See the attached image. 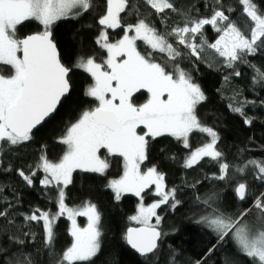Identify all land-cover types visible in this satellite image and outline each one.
I'll list each match as a JSON object with an SVG mask.
<instances>
[{
	"label": "snow or ice",
	"instance_id": "obj_1",
	"mask_svg": "<svg viewBox=\"0 0 264 264\" xmlns=\"http://www.w3.org/2000/svg\"><path fill=\"white\" fill-rule=\"evenodd\" d=\"M144 2L157 14L171 10L181 16L183 24H176L165 33L146 18L125 24L121 13L129 10L139 15L134 5L130 8L131 0H104L103 14L98 19L103 27L96 43L105 51V58L98 61L95 56L80 57L74 64L91 76L93 82L85 94L96 104L67 126L59 139L65 150L58 162L50 161L42 150L37 165V170L44 173L40 184L56 190L58 210L51 213L36 209L23 217L29 223L42 222L43 246L36 248L32 242L34 233L18 229L9 235L8 226L15 224L9 219L8 209L12 205L7 203L0 207V264H94V258L101 251V213L91 202L78 208L68 207L65 189L72 183V175L77 170L106 175L113 157L122 162L123 170L119 179H112L107 185L114 199L119 201L127 193L140 198L137 214L130 219L141 226L129 227L124 238L146 261L155 258L162 236L159 225L163 219L156 210L168 204L175 209L181 203L176 189L165 191L164 176L155 167L141 169L148 159L149 142L157 137H175L187 148L191 133H207L210 142L196 148L185 167H193L202 158L210 157L219 164V175L213 178H227L231 166L224 162L223 153L216 148L218 134L203 125L197 116V107L206 96L191 73L179 66L182 53L168 37H176V43L188 50V56L199 57L205 46L214 49L226 58L234 75L239 76L240 72L235 71L236 63L247 62L244 60L247 54H255L264 47V9H260L255 0H238L247 17L254 22L249 34H245L225 14L222 0H216L219 7L212 11L210 18H193L173 0ZM99 7L95 0H0V156L5 146L19 147L31 141L33 131L57 110L70 91L69 74L73 67L61 61L52 26L62 19H78ZM26 22H36L42 30L21 36L19 29ZM218 22L223 25L215 30L222 35L215 43L196 42L197 34L205 25L215 27ZM109 29H121L123 35L110 41ZM137 41L144 42L150 50L139 51ZM154 53H163L166 62H158ZM255 71L254 80L264 83V71ZM140 93L145 94L146 99L137 103L135 98ZM232 110L244 117L247 125L252 124V118L246 116L242 107ZM249 167L255 169L256 178L264 182V161L249 160L235 170L243 173ZM18 175L31 186L36 171L26 174L19 169ZM153 185L160 199L145 206L142 193ZM235 193L239 200H247V184L238 183ZM218 199L216 191L203 198L197 197V203L205 210L198 222L210 230L215 239L208 249L209 258L228 239L250 264H264V193L235 215L221 210ZM64 215L71 221L72 239L66 248L57 251L54 222ZM77 216L87 218L86 227L77 224ZM175 260L173 256L172 264ZM195 264H208V260H198ZM224 264H236V261L226 256Z\"/></svg>",
	"mask_w": 264,
	"mask_h": 264
},
{
	"label": "trees",
	"instance_id": "obj_2",
	"mask_svg": "<svg viewBox=\"0 0 264 264\" xmlns=\"http://www.w3.org/2000/svg\"><path fill=\"white\" fill-rule=\"evenodd\" d=\"M173 2L178 8L186 9L193 18H210L212 11L219 7L216 0ZM95 3L100 7L85 12L78 19H62L52 26L61 61L73 67L69 96L63 100L55 115L33 134L31 141L19 147L5 146L0 156V186H3V191H0V207L11 203L9 219L15 221L14 225L8 226L9 235L18 229L34 233L32 242L36 248L43 246L42 222L29 223L23 217L36 209L51 213L58 210L56 190L51 186L45 188L39 182L44 176L42 170H37L42 150L50 161L58 162L65 150L59 139L67 126L75 122L84 110L96 104L93 98L85 94L93 82L91 76L74 67L80 57L95 56L98 61L105 58V51L96 43L103 27L98 24V19L103 14L104 0H95ZM222 3L226 9L225 14L242 32L249 34L254 22L243 11V5L238 0H222ZM255 3L264 9V0H255ZM133 5L139 15L126 10L121 13L122 23H135L139 18H146L162 33L176 24H183L181 16L169 9L157 14L144 0H131L130 8ZM222 25L223 22H218L215 27L204 26L201 33L197 34L196 42L215 43L222 35V32L215 29ZM41 30L38 23L26 22L19 29V34L23 36ZM108 33L113 42L123 35L121 29H109ZM168 39L182 53L179 66L191 73L194 82L200 85L206 96V100L197 107V116L203 125L213 128L218 134L216 148L223 153L224 162L231 166L227 178H213L219 175V164L211 158H204L193 167H185L191 153L210 142L211 138L205 133H191L190 146L187 148L181 141L168 135L150 140L148 159L141 169L155 167L164 176L166 190L176 189L177 199L181 201L175 209L170 204L158 208L157 214L163 217L159 225L162 236L156 257L151 261L135 254L124 238L129 227H137L130 217L137 214L139 199L127 194L116 201L113 191L107 186L110 180L119 179L123 174L122 162L117 158H112V166L104 176L75 171L72 183L65 189V203L68 207L78 208L85 202H91L101 213V251L94 258V264H172L173 256L176 257L175 264H195L205 259L208 264H224L226 256L233 258L236 264H250L248 258L236 252L232 241L228 239L209 258L208 249L215 243V239L210 230L198 222L205 210L197 203V197L203 198L216 191L219 193L217 203L221 210L235 215L250 207L253 199L264 193V182L256 178L255 169L249 167L243 173L235 170L236 166H242L249 160L264 161V83L254 80L255 69L264 71V47L259 48L255 54H247L244 57L247 62L236 63L235 71L240 72L236 76L233 68H229L226 60L213 49L205 46L199 57L188 56V50L176 43V37L169 36ZM137 47L142 53L150 50L142 41H137ZM154 56L158 62H166L163 53H154ZM168 67L172 65L168 64ZM135 99L137 103H142L146 95L140 93ZM234 107H242L246 116L252 118V124L247 125L244 117L232 110ZM19 169H23L26 174L36 171L33 185L29 186L23 181L18 175ZM240 182L246 183L248 187V199L245 201L236 197L235 188ZM144 196L145 204L159 199L151 190ZM80 222L83 224L84 219L80 218ZM54 232L56 250L66 248L72 239L70 221L65 217L56 219Z\"/></svg>",
	"mask_w": 264,
	"mask_h": 264
},
{
	"label": "rangeland",
	"instance_id": "obj_3",
	"mask_svg": "<svg viewBox=\"0 0 264 264\" xmlns=\"http://www.w3.org/2000/svg\"><path fill=\"white\" fill-rule=\"evenodd\" d=\"M206 26V25H205ZM113 30V29H112ZM115 30V29H114ZM214 50V49H213ZM215 51V50H214ZM216 52V51H215ZM218 54V53H217ZM218 56H220L219 54H218ZM220 57H222V56H220ZM222 58H224L225 60H226V58L225 57H222ZM138 95V94H137ZM205 134H207V133H205ZM208 135V134H207ZM190 136V135H189ZM175 138V137H174ZM211 138V137H210ZM189 139V138H188ZM204 158H210V157H204ZM204 158H202L201 160H203ZM200 160V161H201ZM199 161V162H200ZM196 165V164H195ZM142 166V165H141ZM194 166V165H193ZM152 191V193H153V195L154 196H157L159 199H160V197L158 196V195H156V190H155V186L153 185L151 188H149V189H146L145 190V192L144 193H142V195H143V197H144V199H145V193H147V192H149V191ZM165 191H167L166 190V188H165ZM127 194H129V195H134V194H132V193H127ZM127 194H123V195H127ZM135 196V195H134ZM138 199H139V203H140V198L139 197H137ZM144 199H143V203H144V205L145 206H147V205H149V204H145V202H144ZM158 199V200H159ZM157 201V200H156ZM156 201H154V202H156ZM153 202V203H154ZM71 208V207H70ZM158 210V209H157ZM156 210V211H157ZM60 217H65V218H67V216L66 215H64V216H60ZM80 218H83L84 219V222H83V224H81V222H80ZM68 219V218H67ZM69 220V219H68ZM154 220H155V218H153V220H152V223L154 224ZM70 221V220H69ZM76 222H77V224L80 226V227H86L87 226V218L86 217H84V216H77L76 217ZM133 223H134V225L135 226H137V227H140L141 225H139L138 223H136L135 221H133ZM71 226H72V224H71V221H70V229H71Z\"/></svg>",
	"mask_w": 264,
	"mask_h": 264
},
{
	"label": "water",
	"instance_id": "obj_4",
	"mask_svg": "<svg viewBox=\"0 0 264 264\" xmlns=\"http://www.w3.org/2000/svg\"><path fill=\"white\" fill-rule=\"evenodd\" d=\"M69 76H70V74H69ZM70 92H71V88H70V91L66 94V96L62 98L61 103L63 102L64 99H66V98L69 96ZM61 103H60V105H61ZM60 105H58L57 110L59 109ZM57 110H56L53 114H51L50 117L46 118V120L43 122V124H42L41 126H38V128L35 129V130L33 131V134H34L39 128H41V127H42V126H43L48 120H50V119L55 115V113L57 112ZM134 228H136V227H134ZM159 242H160V241H159ZM159 242H158V243H159ZM127 244H128V243H127ZM128 246L130 247V249H131L135 254H137L138 256H140V254L137 253L135 249L131 248V246H130L129 244H128ZM140 257H141V256H140Z\"/></svg>",
	"mask_w": 264,
	"mask_h": 264
}]
</instances>
